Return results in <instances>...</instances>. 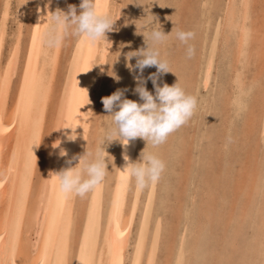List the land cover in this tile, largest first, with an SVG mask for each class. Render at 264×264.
<instances>
[{
	"label": "bare ground",
	"instance_id": "obj_1",
	"mask_svg": "<svg viewBox=\"0 0 264 264\" xmlns=\"http://www.w3.org/2000/svg\"><path fill=\"white\" fill-rule=\"evenodd\" d=\"M216 1L221 3L220 0ZM19 2L21 4L18 7L17 14L20 15V21H17L14 38L11 43H8L9 45L6 42L7 19L10 15L8 1H5L4 9L0 14V264H128L127 260L130 257L128 255L131 254V250L129 251L130 240L132 233H134L132 231L137 205L133 201L135 203L129 208V213L126 211L133 179H127V172L123 168L126 163L125 155L130 160L137 159L138 138L130 140L126 146L122 145L119 140H113L117 142L115 143L116 148L114 147L116 152H113L111 157V159L113 158L111 166H109L111 169L108 170L104 180L88 192V200L83 196L65 198L59 190L54 175L55 172L68 167L69 160L71 165H75L77 163L75 157L90 149L89 144L92 141V136L97 135V130L93 129L96 131L95 133L91 130L93 128L92 119L95 106L99 103V100L101 101L103 93L102 84L104 70L108 62L107 56L114 42L113 31L106 33L107 41H109L107 47L103 40L91 43L85 39L82 56L72 76L68 81L66 80L64 91L62 90V103L55 108L53 107L55 101L54 88L57 87L56 81L58 80H56V76L58 75H56V72L63 45V35L55 39V34L46 32V28L51 23L57 10H68L69 0H36L33 24L25 56L22 55L23 57L20 56L25 27L22 16L26 12L27 0H19ZM116 2L117 0H96L98 10L109 12L113 19L117 13ZM218 2H216L217 7L220 5H218ZM255 2L264 5L262 0H224L221 6L222 12L219 10L222 13L218 23L221 27L220 41L222 45L220 46L222 48L219 50L218 55L219 59L225 58L226 68L230 71V74L228 80L220 83V89L216 94L217 99H215L216 104L220 102L224 105L230 102L229 105L232 104L233 106V104L239 103L242 93L247 94L253 88L258 90H255V93H253L254 90L252 92L256 94L257 98L261 94L264 95V88L262 87L264 84H262L261 79H258V76H252V78L246 76V68L250 57L253 55L264 56V29L261 30L258 26L261 24L259 18L256 17L257 11H254ZM210 7L213 8L211 5ZM184 8L186 7L184 6ZM204 8L206 9V7ZM218 8L220 9V6ZM205 14H208L207 10ZM256 19H258V22ZM256 22L259 28L255 26ZM171 24L170 22V26ZM261 27L264 28L262 25ZM174 29L172 28V30ZM201 31L199 35L203 34ZM257 32L260 34H257ZM255 37L260 39L258 47L251 44L254 43ZM6 45L8 47L5 51ZM212 54H214V51ZM213 67V62L205 63L202 78L197 84L201 83L204 87H207L212 78ZM149 69L152 71L151 73L157 72V69L153 70L150 67L143 70L146 88L149 83V79H147L150 73ZM201 69V67L196 69L195 77L200 74ZM106 72L105 74H107ZM138 74V71H135V75ZM217 75L215 74L214 78H217ZM194 76L192 79L197 81L198 79L196 80ZM226 81H230L232 92L225 86ZM136 83L137 81L134 80L132 92L128 93L126 98L139 101L140 98L134 91ZM243 97L245 98V94ZM259 105H262V107H259L263 110V116L260 117L261 121L258 127L261 141H264V103ZM54 109L56 110L55 115L52 114ZM225 113L227 114V112ZM243 124L246 129H243L241 133L246 136L250 131L249 129L252 128L253 130V124L249 118H245ZM91 131L93 132L92 135ZM70 135H74L75 139H69ZM200 136L202 135L200 134ZM203 138H205V135ZM205 139L203 140L205 141ZM199 140L201 142V137ZM58 141V146L54 147ZM91 144L95 145V143ZM234 146L233 149L236 148ZM61 149L66 151V156L60 155ZM93 151H96V149ZM253 151L256 152L257 150ZM230 154L232 155V153ZM108 155L111 154L108 153ZM261 159L263 160L261 161ZM261 159L259 160L261 161L260 168L263 171L264 154ZM246 160L248 161V159ZM201 162L203 161L201 160ZM237 165H239V162ZM220 166L222 165L220 164ZM226 169L224 168V170ZM259 173L261 174V172ZM204 177H202L203 180ZM230 179L233 180V178ZM260 183L261 187L258 186V188L262 195H255L256 201H259L260 204L254 205L253 210L249 208L246 211V208H241V211H243L241 214H238L237 217L233 214L229 215L227 218L229 222H223L227 227L232 226L234 231V233L232 231L230 235L224 237L223 246L218 241L217 243L212 241L216 240L214 239L216 236L215 221L223 220V214L219 212L220 209L217 206L219 201L215 200L216 195H213V190H217L218 187H213V190L210 188L209 190L212 191L207 192V198L197 202L200 196H205L201 193V184L199 183L190 196L191 203L189 201L188 204L186 203L184 212H181V214L185 217L186 211H189L191 207H193V211L191 209L189 216L186 215L187 218L179 223V231V227L175 226L179 232L178 239L175 242L173 241L176 245L172 244L171 248L170 239H163L162 230L155 226L151 245L149 244L147 247H145L146 243L143 241L144 235L139 233L132 250L133 258L130 264H155L158 241L163 245L164 249L162 251H165L163 255L165 258L160 259V264H214V262L215 264H264V184ZM202 184L210 185L204 181ZM243 190L245 191V189L241 190L242 194ZM229 197L232 198L231 195ZM104 198L108 201L106 208L101 213V201ZM134 200L137 201L135 198ZM144 225H146V219ZM167 225H170V223L168 222ZM250 230L252 231L250 232ZM207 238L211 240L212 245L206 242Z\"/></svg>",
	"mask_w": 264,
	"mask_h": 264
},
{
	"label": "rangeland",
	"instance_id": "obj_2",
	"mask_svg": "<svg viewBox=\"0 0 264 264\" xmlns=\"http://www.w3.org/2000/svg\"><path fill=\"white\" fill-rule=\"evenodd\" d=\"M5 1H8V6H9L8 8L10 10V15L8 16L7 26H6V30H7L6 42H7V45H9L8 43H11L12 39L14 38L13 35H14V30L16 28L17 21L18 22L20 21V18H19L20 15L18 16L17 11L21 3L19 2V0H0V14L2 13V10L4 9ZM220 1L221 3L216 0H208V1L207 0H188V4H187V0H167V1L163 0V3H162V0H117V2L115 3L116 8H117V13L114 19L116 18L117 19L113 24L114 42L111 45L110 51L107 56V59H108L107 61L109 63L108 62L106 63V67H105L106 69L104 70L105 72L107 71L106 72L107 74H105L104 72V80L102 84L103 93H102L101 101L99 100V103L95 106L93 119H92L93 128L91 130L94 133L96 132L94 130H97L98 132H97V135L96 134L93 135L95 138L92 136L91 143L93 144L95 143V145L96 144L97 145L95 146L90 143L91 145L89 144V148L90 147L91 148L86 151L91 150L92 152H95L93 150L98 149L100 145L99 143L101 142L102 138L105 136L108 130L112 127L110 126L111 118L109 115H107V112L104 109L102 98L111 95L117 89H121V90L126 89V91L124 92L125 97L127 96L128 93L132 92V88L134 86L133 77L135 76V71H130L129 68L126 66V64L131 63L134 65L136 63V59L133 57L130 61H126V53L137 50L145 46L144 37L139 32L144 31V29L141 28V25L147 23L149 20H153L156 18V21L158 23L160 21L161 30L163 32L165 31L166 34L169 33V30L171 31L172 28L174 29L175 27V29L172 30L168 34V38L159 46L161 50L160 51L161 56L163 58H166L169 63L170 71L160 74L159 75L160 78L159 77L157 78V83L161 85L164 83H167L168 85H172L173 83L177 81L189 94H192L197 97V107L191 119L185 125H183L179 129H177L175 132H173L163 144L154 147L150 143H146L142 138H138V141H137L138 144H137V149H136L138 157L140 153L142 152V150L146 152L147 151L154 152L165 162V168H164V171L161 173L159 179L156 180L155 182L149 183L147 186H144V187L138 186L134 179L131 183L130 194L128 196V206H127L126 211L128 212L129 208L132 207L133 203L135 202L137 205L136 206L137 211H136V216H135V220L133 223L134 226H133L132 232L134 233H132L131 240H130L131 242H130L129 251L131 250L130 252L131 254L128 255L130 256L127 260L128 264H130V261L133 258L132 250L135 246V242H137L139 233L144 235L143 241H145L146 243L145 247H147L152 242V237H153L152 235H153V231L155 230V226L156 228L162 230V233L164 236L163 239L164 238L170 239L171 241L170 247L172 246V244H175L173 243V241L175 242L178 239V234H179L178 231L180 229L179 223L183 221L184 218H187L186 215L189 216V214L191 213L190 210L193 207H191L189 211H186L185 217L181 214V212H184V208L186 207V203L188 204V201L191 203L190 196L195 191V187L199 183L201 184L200 185L201 193L202 195L205 194V196L204 195L200 196L197 202H201L204 198H207L206 196L207 192L209 191L208 193H210L215 188V186L218 187L217 190H213V193H214L213 195H216L215 196L216 198L215 197L214 198L215 200L219 201V204L217 206H218V209H220L219 212H222L223 214V220L221 219L220 221H215L216 222L215 223L216 236L214 237V239L216 240H212V241L215 243H217L218 241V243L222 246L224 245V242H225L224 237L227 236L228 234L230 235L233 231L232 226L227 227L223 223V222H229L227 220L229 215L233 214L234 216L236 215L237 217L238 214H241L243 212L241 211V208H246V211L249 208L253 210L254 205L257 206L258 204H260L259 201H256L255 195L257 194L262 195L261 194L262 192L261 191L259 192V188L261 187L260 182L264 184V170L262 171V169L260 168L261 166L260 163L263 160L261 158L264 154V141H261L262 138L260 137V133H259L260 131L258 127L259 122L261 121V118L263 116V113H262L263 110L262 108H260L262 107V105H259V104L264 103V95L261 94L259 95L260 98L259 97L257 98L256 94H253L255 93V90H257V88H253L247 94L244 93L245 98L243 97L244 94L242 93L243 96L241 95L240 97L241 100L239 101V103H235V105L233 104L234 107L232 106V104H230L231 105L230 107L229 105L230 102L224 105L220 102L219 103L217 102V104L215 102V99H217L216 94L218 93L220 89L219 88L220 83L224 80H228V76L230 74V71H228V69L226 68L225 58L219 59V55H218V53H220L219 50L222 48L220 46L222 45L220 41L221 27H219L218 23L220 20V16H222L221 6L223 5L222 3H224V0H220ZM216 2H218V5L220 4L219 5L220 9L218 8L219 6L217 7ZM189 3H191L192 6H190L191 4ZM79 4H80V0H69L68 8L69 6H76L77 11H79ZM35 5H36V0H27L26 12L22 16L23 23H25V27L23 31V41L24 42H23V45L20 51L21 57L25 56V50L27 49L28 39L30 37V30L33 24V19H34L33 13L35 11ZM210 5L213 6V8L210 7ZM184 6L186 8H184ZM204 7H206V9ZM209 8H211L210 9L211 11L209 10ZM204 9H205V12L207 10L208 14H205V12L203 11ZM254 9H255L254 10L255 12L257 11L256 17L259 18V23L262 26H264V5H262V3L260 2H255ZM219 10H221V12ZM201 11H202V14H201ZM261 14L263 15V17ZM209 15L211 16V18ZM203 18H206L208 20L204 19L205 20L204 21ZM214 18L216 20H213ZM257 20L258 19H256V21ZM170 22L172 23L171 26H170ZM257 22L255 23V26H257L256 24H258ZM213 23L215 24L211 25ZM261 25H258V26L262 30L264 28L261 27ZM176 26L178 29H181L184 31H191L192 33H194L195 37H193V39L189 41V44H191L194 47L195 51H194V54L190 58L186 55L187 45L181 43L179 40L175 38V30L177 29ZM258 26L257 28H259ZM212 27H215V28H212ZM193 28L195 32L193 31ZM200 31L203 33L201 34L202 36L199 35ZM206 31L207 33H205ZM215 31L217 32L216 34H215ZM258 31L261 32L259 29ZM259 32H257V34ZM253 41L254 43L253 42L251 43L252 46L258 47L257 45H259L260 39L255 37ZM84 43H85V39L73 35L71 30H68L66 33L63 34V45H62V49L60 52L57 72H56V75H58L56 76V80L58 81H56L57 87L54 88L55 101L53 102V107L55 108L58 105H61L62 103V100H63L62 92L64 91L66 80L68 81L70 79V77L72 76V73L77 67V63L79 62L82 56V53H83ZM7 45L4 48L5 51L7 50V47H8ZM213 51L215 55L212 54ZM207 54H208V57H207ZM199 57H201L200 58L201 61ZM257 57L258 56H254V55L250 57V60L247 64L248 69L246 68V76L247 78H252V76L253 77L258 76V79L260 78L262 81V84H264V69H263L264 68V63H263L264 56L258 57V58ZM209 61L211 63L213 62L214 64V67L212 70V78L209 84L207 85V87H204L201 83L197 84V82L201 80L202 78L201 76L203 75V69L205 67V63ZM198 67L199 68L201 67L202 69H201L200 74H198V76L195 77L194 75L197 73L196 69H198ZM150 68H152L153 70L157 69L155 66H150ZM149 72L150 73L148 75H150L152 71H150L149 69ZM112 74H115V76L119 77V79L118 80L115 79ZM215 74H218L217 78H214ZM193 76L194 78H196V80L197 79L198 80L194 81V79H192ZM226 82L227 84H225V86H227V89L232 92V88H230V84H231L230 81H226ZM262 87L264 88V85H262ZM147 89L150 92L154 93V87L150 79H149ZM249 97L251 98V100ZM252 105H254L255 107H253ZM216 109L219 111H217ZM225 112H227V114ZM55 113H56V110L55 109L52 110V114L55 115ZM245 118H249L251 120V123L253 124L252 125L253 130L252 128L249 129L250 131L248 130L249 132L247 133V135L243 136L241 132H243L242 131L243 129H246L243 127L244 125L243 122ZM95 120L97 121L95 122ZM46 130L48 131V129ZM92 131H91V135L93 133ZM202 133L203 134L205 133L204 135L206 139L203 138L204 135ZM200 134L202 136H200ZM199 136L201 137V142L199 140L200 138ZM98 139L99 141L97 142ZM203 139H205V141ZM111 142H106L104 144L105 146L103 145L106 151L105 155L108 156V163H107L108 170L111 169V167L109 166H111V162L113 161V158L111 159V157L113 156V152H116L114 151V149L116 148L115 143L117 141H113L114 143L113 142L111 143ZM221 143L223 144V148H222ZM226 143L227 145H225ZM204 144L205 145L207 144V145L205 146ZM93 146L95 147L93 148ZM233 146L236 148L233 149ZM253 150L255 151L257 150V151L254 152ZM108 153L111 155H108ZM230 153H232V155ZM253 153H254V156H253ZM107 156H106V160H107ZM244 158H245V161H244ZM246 159H248V161ZM260 159L261 161H259ZM201 160L203 162H201ZM210 161L212 164L210 163ZM238 162H239V165H237ZM220 164L222 166H220ZM244 165H246L245 167L247 168H245ZM228 166H231L232 168L231 167L228 168ZM224 168L225 169L227 168L226 169L227 171L224 170ZM228 171H230L231 173ZM259 172H261V174ZM202 177H204V180L202 179ZM230 178H233V180ZM258 178L259 180H257ZM203 181L208 182L210 185L206 186V184H202ZM210 188H212V190H209ZM243 188L245 189V191L243 190V194H242L241 190ZM227 192L230 193L232 198L229 197L230 195H228ZM85 195L86 196H83V197L88 200L89 198L88 193H86ZM134 198L137 199V201L134 200ZM104 199L101 201V205H102V207L100 208L101 213H103L104 208H106L107 201H108L107 199L105 200ZM243 199H244V202H243ZM103 201L106 203H104ZM240 202H242V204H240ZM248 204L250 205V207ZM181 207H182V210H181ZM145 219H146V225H144ZM168 222L170 223V225H167ZM175 226L177 228L179 227L178 231L176 230ZM251 231L252 230H250V232ZM158 242L159 243H158V250L156 249L157 257L155 260V264H160V259L165 258L163 256L165 251L164 250L162 251V249H164L163 245L161 244L160 241ZM206 242L212 245V242L209 238H207ZM217 262H220V261H217Z\"/></svg>",
	"mask_w": 264,
	"mask_h": 264
},
{
	"label": "clouds",
	"instance_id": "obj_3",
	"mask_svg": "<svg viewBox=\"0 0 264 264\" xmlns=\"http://www.w3.org/2000/svg\"><path fill=\"white\" fill-rule=\"evenodd\" d=\"M116 19L107 11H99L96 0H80L79 11L76 6H69L67 11L57 10L46 32L54 33V38L58 39L71 30L73 35L91 43L103 40L107 47L109 41L106 33L114 30L113 24ZM141 28L144 31L139 33L144 37L145 46L126 53V61L133 57L136 59L135 65L127 63L126 66L130 71L139 73L133 78L137 81L134 91L140 99L136 101L126 98L124 95L126 89H117L111 95L102 98L112 127L102 138L95 152L85 150L75 157L77 160L75 165H71L69 160L68 167L54 173L59 190L65 198L82 197L104 180L108 172V156L105 155L103 147L106 142L119 140L126 146L130 140L142 138L154 147L159 146L173 132L185 125L194 114L197 107L196 96L189 94L177 81L172 85L157 83L160 74L170 71L169 63L161 56L159 46L172 30L164 33L156 18L141 25ZM193 37L194 33L191 31L175 30V38L187 45L186 55L189 58L195 51L189 44ZM150 66L157 68V72L151 73L147 78L152 81L154 93L146 88L143 77V70ZM112 75L119 79L115 74ZM69 139H75V136L70 135ZM58 144L59 141L54 147ZM60 155L66 156L67 153L61 149ZM124 159L126 163L123 170L127 172V179H134L140 187L158 180L165 168V162L151 151L142 150L136 160H130L127 155Z\"/></svg>",
	"mask_w": 264,
	"mask_h": 264
},
{
	"label": "snow or ice",
	"instance_id": "obj_4",
	"mask_svg": "<svg viewBox=\"0 0 264 264\" xmlns=\"http://www.w3.org/2000/svg\"><path fill=\"white\" fill-rule=\"evenodd\" d=\"M122 235V234H121Z\"/></svg>",
	"mask_w": 264,
	"mask_h": 264
}]
</instances>
